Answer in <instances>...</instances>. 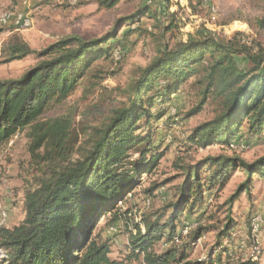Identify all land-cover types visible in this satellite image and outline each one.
<instances>
[{"label":"trees","instance_id":"obj_1","mask_svg":"<svg viewBox=\"0 0 264 264\" xmlns=\"http://www.w3.org/2000/svg\"><path fill=\"white\" fill-rule=\"evenodd\" d=\"M117 1L111 0L110 6ZM153 1L155 8L143 5L121 19L127 26L123 37L140 30L133 25L146 19H154L156 26L163 23L164 30L175 25L171 0ZM121 41L114 29L90 41L66 37L41 50L32 49L22 39L7 45L6 61L35 58L19 77L0 80V148L14 135L27 131L31 155L37 165H44L36 184L24 191L23 218L13 227L0 226V246L7 250L9 264H118L110 256L111 240L103 233L106 228L117 230L116 226L131 219V210L123 209L122 204L141 185L142 177L152 175L162 156L153 140L151 120L167 116L173 95L189 81L204 85L201 105L210 95L221 97V112L196 126L188 144L205 147L221 143L233 149L243 133L247 141L264 137V48L244 44L237 37L223 40L204 30L175 48L161 49L126 90L122 96L126 100L109 121L95 129L86 146L75 149L78 156H74L71 118L43 115L75 92L93 61L122 51L125 44ZM239 56L246 61L244 65ZM171 117L169 114L167 121ZM205 167L213 168L207 176L199 170L188 172L178 198L169 202L156 220L142 218L145 232L140 222L134 223L138 232L131 236L132 258L143 257V264H238L231 263L236 240L232 212L218 234L215 250L206 259L188 260L189 249L182 253L154 251L165 236L172 242L182 237L185 225L178 230L182 217L194 215L204 204L206 193L223 190L237 167L246 179L226 200L230 211L242 193L252 198L256 178L264 179V156L253 162L236 155L210 156ZM146 191L152 193L151 188ZM251 219L252 215L250 223ZM204 232L200 224L188 230L194 242ZM249 236H253L251 226Z\"/></svg>","mask_w":264,"mask_h":264},{"label":"rangeland","instance_id":"obj_2","mask_svg":"<svg viewBox=\"0 0 264 264\" xmlns=\"http://www.w3.org/2000/svg\"><path fill=\"white\" fill-rule=\"evenodd\" d=\"M110 1L0 0V15L11 14V19L0 25V80L19 77L34 62L35 55L25 61H6L9 57L7 45L17 39L26 41L34 50H41L66 37L90 41L116 29L118 39L125 44L124 49L116 50L111 58L101 56L93 61L87 77L79 82L75 92L43 115V118H71L70 144L74 148V156H78L75 149L86 146L90 134L109 121L122 100H126L122 99L126 90L139 78L143 69L159 56L161 49L175 48L191 35L204 30L223 40L237 37L244 44L264 48V0H171V11L176 13L175 25L171 29L164 30L163 23L156 26L154 19H146L142 23L136 22L133 28L140 26V30L126 37L122 34L127 26H123L121 19L143 5L155 8L156 3L153 0H118L110 6ZM27 19H30V23L25 22ZM238 60L241 65L246 63L242 56ZM192 82L189 81L173 95L167 116L151 120L153 140L162 156L152 175L142 177L141 185L122 204L123 209L131 210V219L127 224L119 223L117 230L106 228L103 233L111 240L110 256L118 264L144 263L143 257L131 256V236L138 232L134 223L145 216L156 220L163 208L178 198L190 170H199L203 176L210 174L213 168L203 169L210 156L236 155L247 162L264 156V137L247 141L248 136L244 133L233 149L221 143L205 147L187 143L196 126L221 112V97L210 95L201 105L204 85ZM169 114L173 117L167 121ZM26 132L14 135L0 148V204L6 214L3 224L0 216V226L13 227L20 222L23 218L24 191L32 188L42 175L41 167L44 165H37L35 157L31 155L30 138ZM245 179V173L237 167L223 190L206 193L202 207L194 215L182 217V223L178 226V230H182L185 225L182 237L172 242L167 241L165 236L155 244L154 251L162 253L173 249L182 253L189 249L188 260L206 259L215 250L218 234L232 212L236 223V230L233 231L236 240L235 257L231 263L264 264V179L256 178L252 198L242 193L234 202L232 211L225 203ZM149 188L152 193H147ZM256 215L261 217L260 228L251 237L250 226ZM197 224L203 225L205 232L194 242L188 230ZM140 225L142 232H145L144 224L140 222ZM95 233H98V229ZM253 240L261 249L259 255L254 251ZM185 242L188 244L184 247ZM0 264L9 263L0 260Z\"/></svg>","mask_w":264,"mask_h":264},{"label":"built area","instance_id":"obj_3","mask_svg":"<svg viewBox=\"0 0 264 264\" xmlns=\"http://www.w3.org/2000/svg\"><path fill=\"white\" fill-rule=\"evenodd\" d=\"M10 19H11V14H2V15H0V25L6 24ZM25 22L26 23H30V19L25 20ZM0 216H1V224H3V221H2L3 220V216H6V214L3 212V207H2L1 204H0ZM260 221H261L260 215H256L253 218L252 225H251L252 234H254L255 231L259 230ZM254 244H255V241H254ZM253 248H254V251L256 250V252H255L256 255H259L260 252H261V249L258 246V243H256ZM0 260L3 261L4 263H9V254H8L7 250L4 247H2V246H0Z\"/></svg>","mask_w":264,"mask_h":264}]
</instances>
